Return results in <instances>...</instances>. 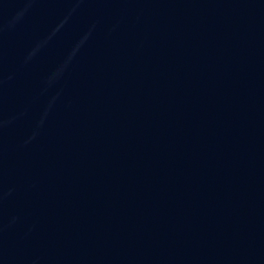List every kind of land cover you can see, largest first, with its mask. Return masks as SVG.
Wrapping results in <instances>:
<instances>
[{
  "label": "water",
  "instance_id": "1",
  "mask_svg": "<svg viewBox=\"0 0 264 264\" xmlns=\"http://www.w3.org/2000/svg\"><path fill=\"white\" fill-rule=\"evenodd\" d=\"M0 264H264V0H0Z\"/></svg>",
  "mask_w": 264,
  "mask_h": 264
}]
</instances>
